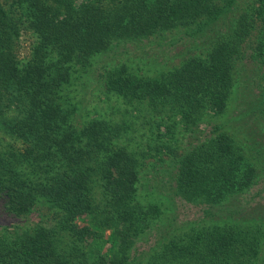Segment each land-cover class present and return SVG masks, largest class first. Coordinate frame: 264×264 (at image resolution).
Wrapping results in <instances>:
<instances>
[{"label": "trees", "instance_id": "16d2710c", "mask_svg": "<svg viewBox=\"0 0 264 264\" xmlns=\"http://www.w3.org/2000/svg\"><path fill=\"white\" fill-rule=\"evenodd\" d=\"M257 27L262 82L253 98L246 76L255 66L242 46ZM177 29L204 44L178 66L101 61ZM24 31L33 40L21 59ZM85 93L96 97L93 110ZM236 103L231 122L185 144L188 131ZM251 113L264 119V0H0V206L39 216L0 224V264H257L264 214L213 210L259 177L246 153L259 152L255 139L247 148L232 131ZM159 164L169 169L153 188L205 205L203 219L181 223L172 203L140 192L143 169ZM153 229L156 245L132 259ZM105 231L103 252L95 239Z\"/></svg>", "mask_w": 264, "mask_h": 264}, {"label": "rangeland", "instance_id": "374dc122", "mask_svg": "<svg viewBox=\"0 0 264 264\" xmlns=\"http://www.w3.org/2000/svg\"><path fill=\"white\" fill-rule=\"evenodd\" d=\"M84 0H77V3H80ZM260 23V21H259ZM261 25V23H260ZM31 31H24L20 38V45L18 47V54L21 59L25 58L31 49V43L33 37L30 33ZM260 35L259 28H253L248 41L243 44L242 50L246 54L245 62H247V67L252 68L255 66V71L247 74V79L249 82L246 83V90L248 92H252L253 98H258L260 93V85L262 82V70L260 66L257 64V60L253 59L252 56L256 52L255 47L257 45V40ZM158 41V42H156ZM200 39L192 38V36H187L184 33L183 29H177L172 32L166 33L165 38H152V39H144L143 41L137 44H126L124 46L114 48V50L108 52V54L102 56V63L107 62L110 59H114V61H122V60H134L135 63L140 65V68L143 71H155L158 68L162 67H174L180 65L182 60L187 57L189 54L195 53V51L200 52L204 50ZM244 77V78H246ZM243 92L239 91L238 97H240L237 101H241L243 97ZM249 98V97H248ZM95 95L91 93H85V101L84 105L88 108V110H93V105L97 102L95 101ZM104 102H100L97 105L102 106ZM230 112H228L225 116H218L212 118L211 122H203L199 128L194 127V130H190L187 132L185 139L183 140L185 144L188 143L194 145L201 140H204L206 136H210L213 132L214 126L218 123H224L225 119L231 122L232 116H235L237 113L236 108L238 107V103L232 106ZM236 107V108H235ZM87 112V111H86ZM79 120H82V117L78 116ZM244 130L235 129L232 131L235 132V137L239 140H243L244 143H247V148H251L249 145L255 139L259 148V152L264 155V119L257 118V115H253L252 113L247 116H244ZM228 123L227 121H225ZM233 126V123H232ZM248 136H247V135ZM248 137V140H244V138ZM258 141V142H257ZM246 146V145H245ZM258 151L253 150L250 151L246 149L247 155H249L251 161H253L257 168L259 169V177L256 182L252 184L244 193H237L232 197V195L227 199L221 207L216 208L213 207L214 211H218L219 209H227L228 207L235 206L238 208L240 205L243 207L241 212L244 215L254 216L257 214H264V158H262ZM263 152V153H262ZM169 169L167 164H159L155 168H146L143 169L142 173H145V176L142 179L140 192H149L148 200H156L160 202L164 200L163 205H170L171 203L174 205L176 209V214L178 216L179 222L189 221V220H201L205 217V205H197L190 202H187L180 197L173 196L170 191L167 189H155L153 185L157 187V185H161L160 180L165 181L166 177L163 174V171ZM149 171V172H147ZM146 173H149V180L146 178ZM144 183V184H143ZM152 192V193H150ZM161 199V201H160ZM163 202V201H162ZM226 214L228 211H222ZM219 214V215H224ZM39 219L37 213L31 214L29 219L20 218V217H12L8 215L0 206V224L1 226H10L13 227L16 224H22L25 222H35ZM109 231L102 232V236L100 240L95 239L97 245L103 246L102 251L106 252L109 250V245L107 243V235ZM89 241H92L93 238H89ZM157 236L155 230H150L145 236H143L139 241L135 243L131 250V258L134 259L135 256H140L141 254H146V252L150 251V249L156 245ZM145 257V256H144ZM264 247L260 249L259 252V261L257 264H264Z\"/></svg>", "mask_w": 264, "mask_h": 264}]
</instances>
